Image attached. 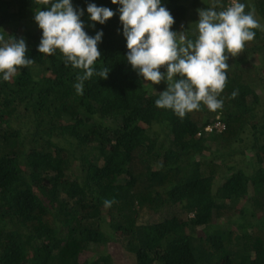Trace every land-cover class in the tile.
<instances>
[{
    "label": "trees",
    "instance_id": "16d2710c",
    "mask_svg": "<svg viewBox=\"0 0 264 264\" xmlns=\"http://www.w3.org/2000/svg\"><path fill=\"white\" fill-rule=\"evenodd\" d=\"M228 1L162 5L172 30L194 42L193 8L219 12ZM238 2L261 27L228 60L222 107L201 104L181 119L155 105L166 82H145L127 63L111 0H72L85 31H103L95 69L110 71L85 81L82 95L81 70L58 50L39 53L33 0H0V44L23 38L34 60L9 82L0 74V264H116L107 251L115 241L135 264H264V0ZM89 3L116 15L93 28ZM245 141L248 166L227 160Z\"/></svg>",
    "mask_w": 264,
    "mask_h": 264
},
{
    "label": "clouds",
    "instance_id": "9594fccd",
    "mask_svg": "<svg viewBox=\"0 0 264 264\" xmlns=\"http://www.w3.org/2000/svg\"><path fill=\"white\" fill-rule=\"evenodd\" d=\"M111 2L119 6L128 49L127 63L145 82L167 84L155 101L157 108L170 109L183 119L186 114L199 110L201 104L213 112L222 107L218 97L226 87L228 60L238 57L246 43L254 40L253 30L261 27L252 11L246 13L245 4L231 0L219 12L215 8L198 9V36L193 42L185 39L183 31L172 30L175 19L162 0ZM33 3L38 6L34 19L42 30L38 51L50 56L58 50L66 66L81 70L74 85L77 94H83L84 82L94 75L108 79V68L95 69L101 57L98 44L104 33L98 31L93 37L85 31L81 19L84 10H77L72 0H33ZM87 13L93 28L95 23L103 25L116 15L110 8L98 7L95 3L88 4ZM3 41L4 36L0 34V42ZM27 51L23 38L13 37L11 42L0 44L3 81H11L19 69L34 63L26 56ZM232 95L235 97L236 93ZM103 203L110 208L115 200L105 199Z\"/></svg>",
    "mask_w": 264,
    "mask_h": 264
},
{
    "label": "rangeland",
    "instance_id": "374dc122",
    "mask_svg": "<svg viewBox=\"0 0 264 264\" xmlns=\"http://www.w3.org/2000/svg\"><path fill=\"white\" fill-rule=\"evenodd\" d=\"M231 4V0L228 1L227 6H229ZM201 5V4H200ZM199 5V6H200ZM198 6V7H199ZM192 8V7H191ZM199 8H193L194 12H198ZM260 58L259 56H252L251 59L253 60V62L255 63H260ZM263 86V85H262ZM263 96H264V91H263ZM223 126H220V128H222ZM249 141H245V142H236L232 145V148L235 152L234 155L232 156H228L227 160H229V158H232V160H234V162H236L237 164L240 165H245L248 166L247 162V158L245 156V153L243 151H241L240 149L243 148V145L245 146L246 143H248ZM246 158V159H245ZM255 164V161H253ZM222 179V173H219L218 177H217V181H216V185L219 181H221ZM162 214L160 213H151V212H147V211H143L141 213V218L142 219H159L161 218ZM121 242L115 241L109 244V246L107 247V251L113 253L114 257H115V263L116 264H135V257L132 253H130L128 250H126L125 248H123V246H121Z\"/></svg>",
    "mask_w": 264,
    "mask_h": 264
},
{
    "label": "built area",
    "instance_id": "2783aa9c",
    "mask_svg": "<svg viewBox=\"0 0 264 264\" xmlns=\"http://www.w3.org/2000/svg\"><path fill=\"white\" fill-rule=\"evenodd\" d=\"M216 125L218 126V128H220V126H224L223 123H220V122H217ZM208 128L211 129L212 127L209 126Z\"/></svg>",
    "mask_w": 264,
    "mask_h": 264
}]
</instances>
